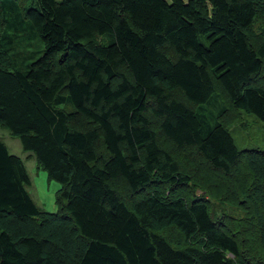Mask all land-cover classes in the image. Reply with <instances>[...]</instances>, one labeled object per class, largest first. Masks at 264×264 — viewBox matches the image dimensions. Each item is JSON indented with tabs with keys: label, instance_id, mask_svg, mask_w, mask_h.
Returning <instances> with one entry per match:
<instances>
[{
	"label": "trees",
	"instance_id": "16d2710c",
	"mask_svg": "<svg viewBox=\"0 0 264 264\" xmlns=\"http://www.w3.org/2000/svg\"><path fill=\"white\" fill-rule=\"evenodd\" d=\"M263 64L264 0H0V127L60 184L38 207L0 140V264H251L232 228L264 253V152L235 146L218 95L264 123ZM165 140L215 187L235 170L244 216L192 199Z\"/></svg>",
	"mask_w": 264,
	"mask_h": 264
},
{
	"label": "rangeland",
	"instance_id": "374dc122",
	"mask_svg": "<svg viewBox=\"0 0 264 264\" xmlns=\"http://www.w3.org/2000/svg\"><path fill=\"white\" fill-rule=\"evenodd\" d=\"M258 27L259 25L256 24L254 31H257ZM254 37L253 42L257 44L259 38L258 36ZM32 47L34 49L39 47V49L35 51L38 53L36 55L37 58L42 55L43 46L38 38L37 40H33ZM27 69L28 68L26 67L19 71L26 72ZM218 96L223 102L225 110L227 109V113L221 121L227 125L229 131L232 133L235 146L239 150H259L264 152V123L260 122L252 115L236 112L230 106L231 104L224 99V96ZM0 140L7 148L9 154L17 156L23 161L31 181V184L27 187V191L33 202L46 212H57L56 194L60 189V184L48 180L47 173L37 168L36 159L33 153L25 151L22 147L21 141L17 137L10 135V133L3 127H0ZM159 144L163 145L178 162L193 169L195 174L202 177L201 183L203 184H198L199 181L196 177L192 183L193 185L191 184L189 186L190 188H188V191L191 190L193 193L192 199L203 196L205 199L209 200L214 220L218 221L225 215L233 220H238L244 216V213L240 208L233 205L231 197L229 196L228 198L229 187H233L235 190L238 189V184L234 183L237 182V179L232 176V174L236 172L235 170L229 174V177L221 176L223 180L230 181L231 183H221L220 179L216 178L218 181L216 188L212 185L214 176L206 168L200 167L198 161L190 158L189 155L184 153V151L175 149L171 143L166 140L159 142ZM124 183L125 182L123 181L116 182L114 188L118 190L127 201H131L134 197L139 198L142 196V192H137L132 195L128 188L125 187ZM189 198L190 195L188 194V199ZM232 232L239 234L241 238L244 239L243 242L240 243L243 258L247 259L251 264H264V253H262L258 247L255 235L249 232L248 224L242 223L239 226H235L232 228Z\"/></svg>",
	"mask_w": 264,
	"mask_h": 264
},
{
	"label": "crops",
	"instance_id": "0c3cea01",
	"mask_svg": "<svg viewBox=\"0 0 264 264\" xmlns=\"http://www.w3.org/2000/svg\"><path fill=\"white\" fill-rule=\"evenodd\" d=\"M166 1H168L169 2V0H166ZM184 2H186V1H188V0H183Z\"/></svg>",
	"mask_w": 264,
	"mask_h": 264
}]
</instances>
